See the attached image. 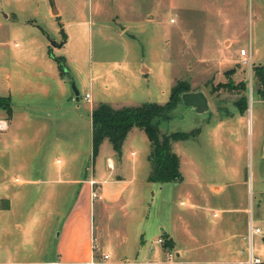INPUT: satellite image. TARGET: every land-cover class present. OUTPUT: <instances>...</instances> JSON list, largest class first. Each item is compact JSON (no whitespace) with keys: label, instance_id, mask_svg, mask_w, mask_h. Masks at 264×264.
I'll return each mask as SVG.
<instances>
[{"label":"rangeland","instance_id":"374dc122","mask_svg":"<svg viewBox=\"0 0 264 264\" xmlns=\"http://www.w3.org/2000/svg\"><path fill=\"white\" fill-rule=\"evenodd\" d=\"M23 48L25 58L34 57L48 76L52 70L58 73L55 58H65L61 75L74 98L72 107H80L83 118L81 138L64 137V149L50 167L68 166L73 176L83 178L95 162L96 173L107 177L113 172L106 167L108 156H121L115 172L126 179L118 182L119 202L105 208L96 197L91 212L89 201L81 204L67 237L61 238L58 220L22 222L33 236L48 234V250L60 244L83 248L90 236V223H85L90 215L97 252L109 250L111 260L122 252L137 259L165 258L158 242L165 234L177 241L173 257L178 259V247L190 257L197 250L225 247L234 241L225 239L228 233H242L244 224L248 233L251 218L264 227V86L255 79L256 66L264 67V0H0V49L5 52L0 64L9 65L15 49ZM242 48L251 54L252 64L243 63ZM179 82L190 91L203 90L210 107L199 113L180 98L170 117L157 121L160 136L196 131V136L173 141L181 159V181L148 178L151 141L140 128L130 133L122 152L108 140L94 155L92 100L84 98L86 92L95 102L118 107L165 104ZM59 87L54 81L52 97H59ZM243 104L246 112L239 110ZM132 150L138 158L136 170ZM36 169L44 170L32 171ZM48 184L24 186L23 215H48L46 205L32 206L33 198L40 195L43 200ZM254 238L257 253L264 249V239L258 233ZM34 245V239H25L24 247ZM260 253L264 258V251Z\"/></svg>","mask_w":264,"mask_h":264},{"label":"crops","instance_id":"0c3cea01","mask_svg":"<svg viewBox=\"0 0 264 264\" xmlns=\"http://www.w3.org/2000/svg\"><path fill=\"white\" fill-rule=\"evenodd\" d=\"M15 54L16 57L9 65L0 64V96L9 97L13 109L12 115L9 116L4 108H0V122L4 124V128L0 129V263L121 264V261L125 259L146 262L162 258L137 259V257H129L125 252H122L117 259L111 260L110 257L109 260H104L103 255L105 253H110V256L112 253L107 249L97 252L99 245L96 244L95 246L96 237L91 231V215L89 221L88 218H85L86 227L88 222L90 223V236L83 248L61 246L60 244L48 250L46 248L48 234L37 232L33 236V234H29L30 227L27 229L21 225L22 222L35 224L58 220L57 222L61 223V238H63L62 236L67 237L72 230L79 206L81 204L86 205L89 201L91 212L95 202V198H92L93 188H96L102 195L99 198V203L102 207L108 208L121 199L122 193L118 189V182L126 179L123 175L115 172L121 156L116 159L108 156L106 167L113 172L107 177H102L96 173L95 162L90 175L87 176L86 173L83 178L78 174L73 176L68 166L50 167V161L56 157L58 151L64 149L61 143L64 142L65 138L66 140L68 137L73 140L81 138L83 118L79 113L80 107H72L71 101L74 98L70 91L66 90V84L61 72L59 73V69L58 73L52 70L50 77L48 76L49 73L34 63V57L25 58L28 56L26 48L15 49ZM2 55H5V52L0 49V57ZM144 69L149 71V68L143 67ZM54 81L60 86L59 97H52L51 88ZM87 93L90 94L92 100L90 107L92 130V110L99 102L93 100L92 93ZM86 94L84 98H86ZM113 107L120 108L118 106ZM106 141L108 139H105L102 144ZM135 152V150L131 151L134 155L133 167L136 170L138 158L135 157ZM46 160H48L47 163ZM34 167H43L44 170L32 171ZM30 174H36V176L33 177ZM92 179L97 182L93 184ZM41 183L49 184L43 189L46 191L42 194L43 200H41L40 195L33 198L32 206L39 208L46 205L48 215L42 217L38 211H32L28 216L23 215L20 208L24 203L23 197L26 193L24 186L26 184L40 186ZM73 189L75 194L72 196ZM38 192L40 191L37 190V194H39ZM67 205L66 210L64 207ZM247 210L248 207H245V211ZM244 229L242 233L241 231L228 233L225 239H234L233 242H225V247L207 250V253L199 252L200 250L196 249L198 252L195 255L192 253L190 257L189 252L178 247L177 255L180 257L176 259L175 264H239L246 261L248 258L245 237L246 224H244ZM26 230L27 233L23 234ZM170 236L175 240L173 235L170 234ZM25 239H34L35 245L24 247ZM28 243L30 242L28 241ZM174 245L177 247L176 240ZM163 249L166 252L164 245ZM261 250L264 251L263 248H259L257 252L260 256ZM198 253L200 255L197 256ZM262 259L264 261L263 257Z\"/></svg>","mask_w":264,"mask_h":264},{"label":"trees","instance_id":"16d2710c","mask_svg":"<svg viewBox=\"0 0 264 264\" xmlns=\"http://www.w3.org/2000/svg\"><path fill=\"white\" fill-rule=\"evenodd\" d=\"M62 43L67 41V35L62 29ZM57 59V60H56ZM59 62V70L64 73L65 58L63 56L55 58ZM256 81L264 86V67L261 65L255 68ZM232 83V78L229 79ZM228 84V83H226ZM233 86V84H232ZM190 91V86L185 82L177 83L171 91L169 100L165 104L143 103L135 106H123L115 108L107 103H98L92 110V147L96 155L105 139H108L117 152L122 151L123 143L134 128L145 131L151 141V151L149 158L152 161V170L148 178L152 181L167 182L181 181L183 173L181 170V159L174 150L173 141L196 136V131L173 132L160 136L157 121L161 118H169L170 112L177 106L181 95ZM264 99V91H263ZM245 100V99H244ZM0 108H4L9 116L13 109L9 97L0 96ZM247 107L239 105V110L246 112ZM164 247H173V238L165 234ZM264 264V261L258 263Z\"/></svg>","mask_w":264,"mask_h":264},{"label":"built area","instance_id":"2783aa9c","mask_svg":"<svg viewBox=\"0 0 264 264\" xmlns=\"http://www.w3.org/2000/svg\"><path fill=\"white\" fill-rule=\"evenodd\" d=\"M240 54L243 57V63L244 64H252L251 54L245 48H242L240 50ZM86 98L87 99L91 98L89 93L86 94ZM1 128H4V124L2 122H0V129ZM109 165H110V162H109ZM91 182L93 184H95L97 181L95 179H92ZM96 197L101 198L102 195H101V193H99L96 190V188H93L92 189V198H96ZM183 203L185 204L186 201H183ZM257 233L260 234V236L264 239V227H262L261 225H256L254 223V220L251 218L249 221L248 233L245 235L246 239L248 238L249 242H250V247L248 250V258L246 261H242L239 264H258V263L263 261L262 257L255 252V245H254L255 238H254V236ZM164 240H165V238L163 236L158 237V242L163 244ZM151 249H153L152 246H151ZM173 255H174V248L173 247H166V257L165 258L148 260L146 262H141V261L138 262V261H134L131 259H125V260L121 261V264H143V263H148V264H175L177 260L173 257ZM110 257H111L110 253H108V252L103 255L104 260H109ZM0 264H6V263H0Z\"/></svg>","mask_w":264,"mask_h":264},{"label":"water","instance_id":"95a60500","mask_svg":"<svg viewBox=\"0 0 264 264\" xmlns=\"http://www.w3.org/2000/svg\"><path fill=\"white\" fill-rule=\"evenodd\" d=\"M54 46H61L56 41H52ZM76 99L79 101V91L75 90ZM185 105L193 107L197 112L204 113L209 110V101L207 95L203 91H188L181 95Z\"/></svg>","mask_w":264,"mask_h":264}]
</instances>
